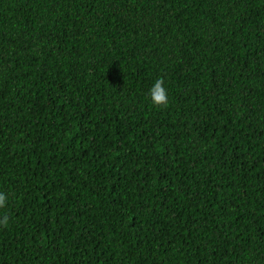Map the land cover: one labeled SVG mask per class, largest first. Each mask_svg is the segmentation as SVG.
Instances as JSON below:
<instances>
[{"label":"trees","instance_id":"1","mask_svg":"<svg viewBox=\"0 0 264 264\" xmlns=\"http://www.w3.org/2000/svg\"><path fill=\"white\" fill-rule=\"evenodd\" d=\"M0 190V264H264V0H0Z\"/></svg>","mask_w":264,"mask_h":264},{"label":"clouds","instance_id":"2","mask_svg":"<svg viewBox=\"0 0 264 264\" xmlns=\"http://www.w3.org/2000/svg\"><path fill=\"white\" fill-rule=\"evenodd\" d=\"M148 99L152 107L156 109H165L170 103L169 89L167 87L164 78L160 77L153 81L152 85L148 89ZM9 194L3 190H0V214L9 206ZM9 218L7 215H3L0 218V224L7 225Z\"/></svg>","mask_w":264,"mask_h":264}]
</instances>
